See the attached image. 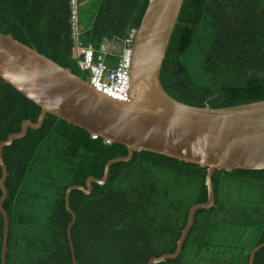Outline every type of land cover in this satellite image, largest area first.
Masks as SVG:
<instances>
[{
    "label": "trees",
    "instance_id": "trees-1",
    "mask_svg": "<svg viewBox=\"0 0 264 264\" xmlns=\"http://www.w3.org/2000/svg\"><path fill=\"white\" fill-rule=\"evenodd\" d=\"M149 0H0V32L52 58L83 79V48L117 66ZM76 16V18H74ZM76 19V20H75ZM177 100L213 108L264 100V0H185L161 70ZM42 107L0 76V143L37 122ZM126 144L48 113L43 125L3 149L9 176L6 264H74L66 205L69 187L101 179ZM208 168L135 151L111 166L102 185L74 189L72 240L78 264H148L177 249L189 211L209 199ZM3 171L0 164V181ZM215 206L200 209L181 254L158 264H250L264 243V169L216 170ZM3 192L0 187V197ZM5 219L0 211V264ZM254 264H264V247Z\"/></svg>",
    "mask_w": 264,
    "mask_h": 264
},
{
    "label": "water",
    "instance_id": "water-1",
    "mask_svg": "<svg viewBox=\"0 0 264 264\" xmlns=\"http://www.w3.org/2000/svg\"><path fill=\"white\" fill-rule=\"evenodd\" d=\"M185 0H149L142 23L135 34L130 71V100L121 101L100 91L52 58L0 32V76L42 107L37 122L26 120L19 132L0 143L2 177L0 211L5 219L2 264L7 262L10 219L4 207L9 176L3 149L24 137L28 129L40 128L48 113L83 127L94 136L127 145L129 153L110 159L104 176L90 177L87 187L73 185L65 197L73 220L68 227L74 264H78L72 240L77 215L70 205L74 189L89 194L93 182L104 185L113 163L129 161L135 151L148 150L208 168L209 199L191 207L186 227L173 253L152 257L158 264L178 257L200 209L215 206L213 175L216 170L264 169V100L221 108L183 103L174 98L161 82V70ZM264 243L254 248L250 264Z\"/></svg>",
    "mask_w": 264,
    "mask_h": 264
},
{
    "label": "built area",
    "instance_id": "built-area-1",
    "mask_svg": "<svg viewBox=\"0 0 264 264\" xmlns=\"http://www.w3.org/2000/svg\"><path fill=\"white\" fill-rule=\"evenodd\" d=\"M134 39L135 35L127 41L129 46L124 47L125 50L121 53L119 62L115 67H110L102 57L96 62L93 47L82 49L84 53L82 66L91 72V83L100 91L121 101L130 100V71L134 52ZM104 49L107 48L104 47Z\"/></svg>",
    "mask_w": 264,
    "mask_h": 264
},
{
    "label": "rangeland",
    "instance_id": "rangeland-1",
    "mask_svg": "<svg viewBox=\"0 0 264 264\" xmlns=\"http://www.w3.org/2000/svg\"><path fill=\"white\" fill-rule=\"evenodd\" d=\"M109 44H111V43H109ZM109 46V45H108ZM111 46V45H110ZM112 47V46H111ZM114 47V46H113ZM113 49H117V51H119V52H123L125 49H124V46H122V45H117L115 48H113Z\"/></svg>",
    "mask_w": 264,
    "mask_h": 264
},
{
    "label": "crops",
    "instance_id": "crops-1",
    "mask_svg": "<svg viewBox=\"0 0 264 264\" xmlns=\"http://www.w3.org/2000/svg\"><path fill=\"white\" fill-rule=\"evenodd\" d=\"M110 45H111L112 47H111ZM112 49H113V44H109L107 50H112Z\"/></svg>",
    "mask_w": 264,
    "mask_h": 264
},
{
    "label": "clouds",
    "instance_id": "clouds-1",
    "mask_svg": "<svg viewBox=\"0 0 264 264\" xmlns=\"http://www.w3.org/2000/svg\"><path fill=\"white\" fill-rule=\"evenodd\" d=\"M136 34V33H135ZM135 40V39H134ZM122 53V52H121Z\"/></svg>",
    "mask_w": 264,
    "mask_h": 264
}]
</instances>
